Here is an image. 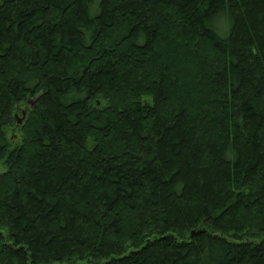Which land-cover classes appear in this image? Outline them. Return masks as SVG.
<instances>
[{
	"label": "trees",
	"instance_id": "1",
	"mask_svg": "<svg viewBox=\"0 0 264 264\" xmlns=\"http://www.w3.org/2000/svg\"><path fill=\"white\" fill-rule=\"evenodd\" d=\"M0 162V264H264V0H0Z\"/></svg>",
	"mask_w": 264,
	"mask_h": 264
},
{
	"label": "rangeland",
	"instance_id": "2",
	"mask_svg": "<svg viewBox=\"0 0 264 264\" xmlns=\"http://www.w3.org/2000/svg\"><path fill=\"white\" fill-rule=\"evenodd\" d=\"M175 46H176V44H172V50H167V52H171L172 54H168V61H169V64H170V71L171 70H175V72L179 69V71L181 70V71H184L185 70V66H181V65H179V66H175V64L177 63L175 60H174V58H172L173 56V53L175 52L174 51V49H175ZM179 48H181L182 49V46L180 45V47ZM171 62V63H170ZM187 73V72H186ZM179 74H180V72H179ZM184 73H182V75H183ZM198 80V79H197ZM151 101V99H149V102ZM33 102H35L34 100H32L31 101V103H33ZM31 103H29L30 105H31ZM26 110V112H27V107L24 109V111ZM27 114V113H26ZM14 118H15V120H16V126L13 128V127H10V128H7L6 129V137H7V139L10 141V142H12V146L13 147H16V146H19V145H21L22 144V133H23V131L21 132V131H19V129H20V127H22V126H24L25 127V125H26V123H25V121H26V119H27V115H21V113L19 112H17V113H15V115H14ZM7 170H6V167H5V164H4V162H0V174H3V173H5Z\"/></svg>",
	"mask_w": 264,
	"mask_h": 264
},
{
	"label": "water",
	"instance_id": "3",
	"mask_svg": "<svg viewBox=\"0 0 264 264\" xmlns=\"http://www.w3.org/2000/svg\"><path fill=\"white\" fill-rule=\"evenodd\" d=\"M31 103V102H30ZM35 102L31 103V105H33ZM23 115H26V110L23 112ZM192 235H194V232L192 233Z\"/></svg>",
	"mask_w": 264,
	"mask_h": 264
}]
</instances>
